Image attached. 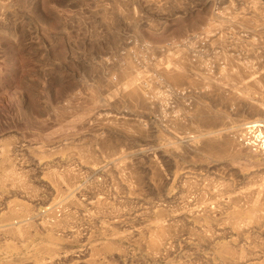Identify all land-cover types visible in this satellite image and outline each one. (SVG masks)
Wrapping results in <instances>:
<instances>
[{"label":"bare ground","instance_id":"1","mask_svg":"<svg viewBox=\"0 0 264 264\" xmlns=\"http://www.w3.org/2000/svg\"><path fill=\"white\" fill-rule=\"evenodd\" d=\"M221 1V12L196 38L205 53H215L209 62L204 50L192 57L189 44H150L133 29L125 64L109 61L101 87H91L93 107L85 109L80 131L66 123L42 144L4 137L0 246L58 264L89 229L107 242L86 243L120 253L119 242H129L142 262L188 264L199 257L201 264H264V158L241 152L264 148V96L254 93L264 89V0ZM7 26L0 33L12 36ZM231 72L243 79H229ZM227 107L245 111L234 129ZM145 117L151 121L143 123ZM30 177L44 187L43 197ZM16 196L47 205H26ZM126 226L133 231L124 233ZM182 240L186 255L169 259Z\"/></svg>","mask_w":264,"mask_h":264},{"label":"rangeland","instance_id":"2","mask_svg":"<svg viewBox=\"0 0 264 264\" xmlns=\"http://www.w3.org/2000/svg\"><path fill=\"white\" fill-rule=\"evenodd\" d=\"M150 1L0 0V3L2 2V5L0 4V25L3 24L5 27L8 25L7 27H10L9 30L13 34L12 37L3 32L0 33V140L2 139L0 142L6 143L11 137L16 135L14 140L20 138L27 143L32 142L31 144L36 142L38 144L46 143L49 139L58 136V134H60V127L64 130L66 123H68L67 125H74V129L80 131V129H82L81 122L83 121V117H87L86 115L89 113L87 110L93 107V101L90 100V95H88V93L91 94L92 89L94 90L96 87H101L99 85V81L101 80L100 77L103 76V73L105 74L106 68L109 66V63H111L109 61H117L120 64H125L123 60L124 53L127 49L131 48L130 45L131 42L133 43L132 38H135V34H138V37L140 36L144 42L150 44L165 45V43H181L184 45L189 44L187 47L194 46L193 48L195 49L198 47V51L195 49L193 50L191 47L188 48V53L191 52L189 56L192 57L196 56L195 53L197 52H203L204 49L200 48V46H203L197 41L198 39L200 40V36L202 35L198 33L200 31H205L207 29L205 27H207V25L209 27L208 23L211 21L213 22L211 16L213 12L220 11L222 8L220 7V3L223 1L156 0V2L151 1L152 3ZM161 1L163 2L161 3ZM153 3L154 6L152 5ZM120 12H122L123 16H125V13L126 15L129 14L134 16L137 22H135V19L124 20ZM148 22L152 23L151 27L146 25ZM135 23H138L136 24L137 28L134 27ZM133 29H136V33ZM131 35H133L131 37L132 41L130 40L129 42ZM218 37L220 38L221 36ZM187 38H189V40H187ZM219 38H217V40L222 43V37ZM195 39L196 43L194 42ZM186 40L190 42L185 44L187 42ZM197 43H199L200 46ZM193 51H195V53ZM212 52H206L208 53L206 54L204 50V53H202L203 57L206 55L204 59H206V61L208 60L207 62H209ZM214 54H212V56ZM194 66L196 67V63ZM92 68H95V70H92ZM204 72H207V70ZM209 73L207 72V74L211 76H216V74H213L215 73L214 71H209ZM226 74L229 79L233 80V77L235 81L238 77L240 79V76H234L232 72L231 76L228 73ZM91 87L93 88L91 89ZM252 88L254 89L253 86ZM260 89L262 92L258 94ZM263 91L264 89L262 90V88L257 87L254 93L257 92L256 95L261 96L263 94L262 96H264ZM228 108L229 107L226 109ZM229 109L230 110H227L229 111L228 113L233 115L239 122L234 120L235 118L230 115L231 122L232 119L234 122L228 124V126L230 125L229 127L231 128L232 126L234 129L241 123L239 119L246 117L243 116L245 115L243 114L245 111L236 108L235 110L238 109V111L233 112L231 110L232 108ZM239 111H242L241 114L243 115H241ZM235 113H237L236 116ZM238 115L242 117L238 118ZM94 117L100 118L101 116L97 114ZM152 117L153 116L150 115L148 118ZM153 118L152 121L155 120V118ZM80 119L82 121H80ZM143 120V123L151 121V119L149 120L146 117ZM246 134V136H251L248 133ZM6 135L9 139L5 138V140L4 137H6ZM252 148L255 150H244L243 148L241 152L243 154L250 153L258 155L261 159L264 158V148H260L259 150V147L256 146H252ZM14 155H17V158L22 155L23 157L21 156L19 159L22 160L25 158L23 161H26V156L23 154ZM238 161L250 167L247 160L242 159ZM160 163L163 164L164 162L161 161ZM161 166L164 168L165 164ZM85 176L86 175L82 176V181L90 179L89 176ZM30 179L33 186L36 182L35 186L41 194H43V197L45 194V191H43L44 187L40 186L36 180H32L35 179V177H30ZM39 186L42 187V189ZM13 198L26 205L36 203L35 207L37 208L44 209V206L47 205V203L41 200L31 203L30 200L21 196ZM86 225L87 224H84V226ZM125 229L128 231L127 234L133 231L132 227L126 226V228L124 227L122 229L124 233L126 232ZM85 232L86 235L84 234L83 238H81L83 241L80 242L78 240V244V241L71 244L75 245L74 250L72 249L75 252L68 251L65 252L64 255L61 253L63 258H61L62 256L60 257V262L58 264L164 263L163 261L153 262L150 260H143L144 262H142L141 259L134 254L136 250L132 248L133 245L128 244L129 242H119L120 245H117L118 248L120 247L122 250H125L120 253L115 252L120 249L114 250L113 253L109 252L110 256L109 253H107L108 251L102 249L103 247L101 245L100 248L97 244V249H95V245L92 246L85 242L88 240L92 241L91 243L102 242L101 240L105 238L104 236L100 237L99 235H94V237H92L93 234L90 236L89 229L83 230V233ZM96 237L99 238V240ZM86 238H88V240ZM94 238H96L97 241ZM105 241L107 242V239ZM105 241L103 240V242ZM180 242L182 244H180ZM180 242L178 244L179 247L177 246L178 249L175 248L176 250L169 255V259H177L178 256L186 255V246L183 240ZM124 245L127 246V249ZM128 247L131 250L128 249ZM68 248L69 247H67V249ZM9 252L11 253L10 256H8ZM23 252L24 251L20 252L13 248H7L4 244L1 245L0 264H39L34 261L32 254H30L31 250H28L27 253L24 252L22 255ZM187 262L188 264L202 263L199 257H193Z\"/></svg>","mask_w":264,"mask_h":264}]
</instances>
